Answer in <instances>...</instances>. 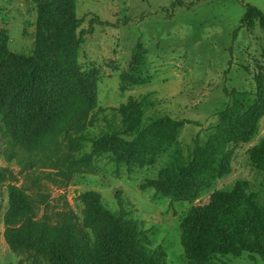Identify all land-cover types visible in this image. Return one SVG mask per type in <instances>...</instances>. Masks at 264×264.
I'll use <instances>...</instances> for the list:
<instances>
[{
  "label": "rangeland",
  "instance_id": "rangeland-1",
  "mask_svg": "<svg viewBox=\"0 0 264 264\" xmlns=\"http://www.w3.org/2000/svg\"><path fill=\"white\" fill-rule=\"evenodd\" d=\"M249 5L264 13V0H78L79 30L93 29L79 63L97 79V109L87 115L84 129L71 125L56 143L35 153L4 136L0 122V176L7 177L0 182V264H34L26 261L25 253L12 252L4 237L10 186L34 200L38 218L59 224L65 216L80 229L82 195L99 193L109 212L119 216L125 211L129 220L139 223L168 264H188L181 224L193 207L207 204L214 191H229L246 181L264 209V173L248 159V151L264 138V117L254 139L234 148L232 173L195 200L173 202L148 186L187 165L196 147L216 133L223 115L240 116L254 105L255 78L264 75V30L256 22L241 24ZM28 12L26 0H0V32L8 34L14 53L29 46L23 40ZM139 45L147 54L132 72ZM122 74L131 75L122 82ZM130 102L140 105L144 123L162 116L185 123L167 153L150 167L115 163L104 155L94 174L60 176L66 160L88 152L92 140L108 131L106 118L117 129L122 126L119 110ZM218 262L264 264L248 254Z\"/></svg>",
  "mask_w": 264,
  "mask_h": 264
},
{
  "label": "trees",
  "instance_id": "trees-1",
  "mask_svg": "<svg viewBox=\"0 0 264 264\" xmlns=\"http://www.w3.org/2000/svg\"><path fill=\"white\" fill-rule=\"evenodd\" d=\"M29 9L24 31L26 50L9 49V36L0 32V122L4 136L29 153L56 143L71 125L84 129L87 115L97 109V79L84 72L79 54L93 29L79 30L78 0H26ZM174 8V6L172 7ZM256 22L264 30V13L247 7L241 24ZM147 52L138 46L135 67ZM131 74H122L124 82ZM257 99L242 115L222 116L221 126L191 161L165 173L148 186L173 202L195 200L232 173L234 148L249 143L264 117V75L255 78ZM122 126L106 118V132L92 140L79 158L64 162L60 176L96 172V162L111 155L115 163L150 167L167 153L184 127L183 121L162 116L143 122L139 104L123 105ZM118 113L116 110H113ZM116 114L113 115L115 119ZM252 167L264 173V138L248 151ZM7 179L0 176V182ZM4 237L10 250L39 264H168L138 222L125 211L109 212L96 192L82 195L83 229L65 216L59 224L38 218L34 200L23 190H7ZM188 264H219L224 257L250 255L264 261V209L250 184L239 181L229 191L216 190L207 204L193 207L181 224Z\"/></svg>",
  "mask_w": 264,
  "mask_h": 264
}]
</instances>
